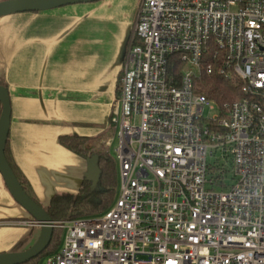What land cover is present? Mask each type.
I'll return each mask as SVG.
<instances>
[{
    "label": "built area",
    "instance_id": "obj_1",
    "mask_svg": "<svg viewBox=\"0 0 264 264\" xmlns=\"http://www.w3.org/2000/svg\"><path fill=\"white\" fill-rule=\"evenodd\" d=\"M120 72L119 193L102 215L54 221L63 242L41 264H264V0H139ZM202 74L235 78L240 99L197 93Z\"/></svg>",
    "mask_w": 264,
    "mask_h": 264
},
{
    "label": "crops",
    "instance_id": "obj_2",
    "mask_svg": "<svg viewBox=\"0 0 264 264\" xmlns=\"http://www.w3.org/2000/svg\"><path fill=\"white\" fill-rule=\"evenodd\" d=\"M138 3L100 0L0 17V79L11 104L7 148L42 207L82 185L85 159L58 138L104 130ZM28 219L0 175V254L38 241L39 227L28 237L24 226L9 223Z\"/></svg>",
    "mask_w": 264,
    "mask_h": 264
},
{
    "label": "trees",
    "instance_id": "obj_3",
    "mask_svg": "<svg viewBox=\"0 0 264 264\" xmlns=\"http://www.w3.org/2000/svg\"><path fill=\"white\" fill-rule=\"evenodd\" d=\"M182 67H174L173 74L180 76ZM118 77L116 81V90L119 84ZM195 91L204 95L208 100L214 102L219 107L224 103H231L240 99L239 82L235 78L230 80L224 77L213 74H202L198 80L195 81ZM0 86L7 88L6 83L1 78ZM1 112V104H0ZM112 128L109 126V121L104 130L95 137L84 136H60L58 143L67 151L82 157L88 158L93 155L98 156V166L101 172L99 180V191L94 193V198L88 194L90 184L84 179L81 187L76 193H64L53 196L46 207H42L40 203L31 195L29 182L20 174L12 163V158L8 152L7 144L4 152L5 161L10 168L11 172L18 179L27 195L45 212L49 215L52 221H63L68 219H76L82 217L98 216L105 213L114 203L115 199L113 192L116 185V169L114 161L108 153L107 147L103 144V138L108 136ZM59 231L60 229L54 228L52 231L51 239L46 249L37 257L31 259L25 264H38L41 257L46 258L54 255L61 246L59 245Z\"/></svg>",
    "mask_w": 264,
    "mask_h": 264
},
{
    "label": "water",
    "instance_id": "obj_4",
    "mask_svg": "<svg viewBox=\"0 0 264 264\" xmlns=\"http://www.w3.org/2000/svg\"><path fill=\"white\" fill-rule=\"evenodd\" d=\"M97 1L100 0H3L0 1V17L22 13H38ZM126 45L127 43L123 48L121 61L123 60ZM0 104V175L13 200L28 214V221L34 222L37 225L36 227L40 228L39 239L32 247L25 251L0 254V264H25L46 249L54 229V221L41 206L27 195L5 161L4 152L10 128L11 104L8 90L3 86H0ZM98 161L97 155L85 158L86 171L83 177L90 184L88 194L99 190L98 184L101 172Z\"/></svg>",
    "mask_w": 264,
    "mask_h": 264
},
{
    "label": "rangeland",
    "instance_id": "obj_5",
    "mask_svg": "<svg viewBox=\"0 0 264 264\" xmlns=\"http://www.w3.org/2000/svg\"><path fill=\"white\" fill-rule=\"evenodd\" d=\"M0 1H3V0H0ZM213 115V112H209L208 110H205L204 111V114L203 116L206 118V117H210ZM106 140H110V144L108 145L107 147V150H108V153L109 155L111 156L112 160L114 161V164H115V169H116V177H115V180H116V185H115V190L113 192V196H114V199L117 197L118 193H119V178H118V166H117V163H116V154H115V149L118 145V138H117V134L115 131H112L110 132V134L108 136H106L105 138H103V144L104 146L106 147L105 145V141ZM216 162H215V159L211 158L210 159V164L211 165H214L215 167V171L217 172L218 170H220V177H218V181L217 183H219V181L221 182V184L219 185L220 188L217 189V187H215L214 189L216 190H225L227 189L232 183H233V178H232V174H231V162L228 160L227 162H225L224 160H222V158H220V151H217L216 152ZM221 179V180H220ZM224 186V187H223ZM100 190V189H99ZM98 190V191H99ZM97 192V191H96ZM94 193H91L89 194L91 196V198L93 199L94 198ZM33 195V194H32ZM94 216V215H93ZM69 220V219H68ZM22 222V220H20ZM28 221V220H27ZM26 220H24V222H27ZM17 222V221H15ZM15 222H12V223H15ZM24 230L26 233H28V237L30 236V232L32 231L31 226H29L28 224L26 226H24ZM38 235L39 234V231H38ZM63 237H64V231H59V245L60 243L62 244L63 242ZM33 243V240H29V242L27 244H24L22 245L19 249H21L22 251H25L27 249H29L30 247H32ZM32 245V246H31ZM44 260L43 257H41L38 261V264H41L42 261Z\"/></svg>",
    "mask_w": 264,
    "mask_h": 264
}]
</instances>
